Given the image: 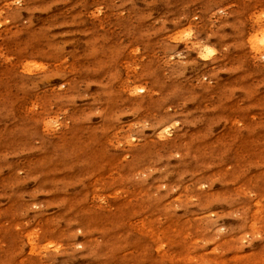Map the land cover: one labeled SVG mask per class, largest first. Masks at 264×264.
<instances>
[{
	"label": "rangeland",
	"instance_id": "1",
	"mask_svg": "<svg viewBox=\"0 0 264 264\" xmlns=\"http://www.w3.org/2000/svg\"><path fill=\"white\" fill-rule=\"evenodd\" d=\"M263 32L264 0H0V264H264Z\"/></svg>",
	"mask_w": 264,
	"mask_h": 264
},
{
	"label": "bare ground",
	"instance_id": "2",
	"mask_svg": "<svg viewBox=\"0 0 264 264\" xmlns=\"http://www.w3.org/2000/svg\"><path fill=\"white\" fill-rule=\"evenodd\" d=\"M250 38H252V37H250ZM257 37H255L254 39H252L253 40V43L254 42H258L257 40ZM258 39H264V32H263V34H262V36L261 37H258ZM199 50V53H201V54H203L204 55V53H206V54H209V51L210 50H208L207 48H204V47H202V48H199L198 49ZM208 56V55H207Z\"/></svg>",
	"mask_w": 264,
	"mask_h": 264
}]
</instances>
